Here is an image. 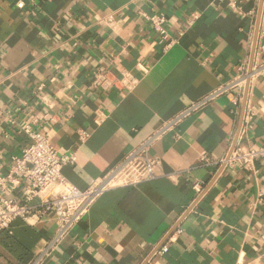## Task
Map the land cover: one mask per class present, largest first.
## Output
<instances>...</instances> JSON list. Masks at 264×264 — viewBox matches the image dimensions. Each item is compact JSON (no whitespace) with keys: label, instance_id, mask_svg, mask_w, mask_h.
<instances>
[{"label":"crops","instance_id":"1","mask_svg":"<svg viewBox=\"0 0 264 264\" xmlns=\"http://www.w3.org/2000/svg\"><path fill=\"white\" fill-rule=\"evenodd\" d=\"M234 1L0 0L1 175L30 144L27 124L75 154L63 175L83 191L167 128L150 147L160 176L106 190L44 264H264V159L254 171L216 163L238 143L264 146V0ZM145 14L167 17L171 46ZM242 65L257 75L235 104L237 91L217 93ZM98 71L116 85L94 89ZM246 101L255 117L241 140ZM58 228L15 221L0 264H29Z\"/></svg>","mask_w":264,"mask_h":264},{"label":"built area","instance_id":"2","mask_svg":"<svg viewBox=\"0 0 264 264\" xmlns=\"http://www.w3.org/2000/svg\"><path fill=\"white\" fill-rule=\"evenodd\" d=\"M215 2L229 3L232 7H237L234 0ZM145 18L165 48L175 42L167 28L168 19L165 15L145 14ZM252 69L247 73L246 66L242 65L239 68L240 75L232 83L222 87L217 94H233L232 91H237V95H233L231 101L235 104L242 102L257 75V69L255 67ZM122 80L124 87L128 89L136 82L132 76H125ZM115 82L110 71H98L92 87L108 90L116 85ZM210 99L209 97L194 105L188 113L201 110ZM254 117L255 111L247 106L246 101L243 122L239 130L241 140L247 138ZM22 131L31 139L30 144L20 155L13 157L9 172L6 175L0 174V233L10 232L17 220L34 225L54 217L59 223L55 237L43 245L29 264H44L50 259L59 242L86 216L94 201L106 190L113 187L136 186L160 176V160L150 155V147L157 137L166 133L167 128L160 130L135 148L108 176L84 191L70 184L63 175L65 166L76 163L75 154L60 151L52 144L47 134L34 130L31 125H25ZM262 159L264 146L258 149H244L238 143L216 163L225 167L254 171L256 163ZM200 160L209 164L213 162L207 154H202ZM193 187L198 194L203 191L202 183L199 181H195ZM263 195V192L259 193L258 203L263 202ZM166 251L167 245L163 246L159 253Z\"/></svg>","mask_w":264,"mask_h":264},{"label":"water","instance_id":"3","mask_svg":"<svg viewBox=\"0 0 264 264\" xmlns=\"http://www.w3.org/2000/svg\"><path fill=\"white\" fill-rule=\"evenodd\" d=\"M262 9H263V3L261 5L260 12H259V24H260V20H261V16H262Z\"/></svg>","mask_w":264,"mask_h":264}]
</instances>
